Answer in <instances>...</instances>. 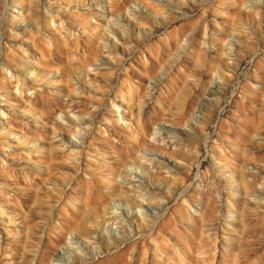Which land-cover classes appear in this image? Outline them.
<instances>
[{"label":"rangeland","instance_id":"obj_1","mask_svg":"<svg viewBox=\"0 0 264 264\" xmlns=\"http://www.w3.org/2000/svg\"><path fill=\"white\" fill-rule=\"evenodd\" d=\"M37 2L0 0V264H41L65 231L81 240L63 241L66 264H264V193L241 189L264 190V0H167L171 15L166 0ZM120 13L129 35L110 47L103 16ZM231 41L237 70L222 83ZM214 79L223 91L198 107ZM141 148L179 166L131 177L155 163ZM144 180L151 233L129 185Z\"/></svg>","mask_w":264,"mask_h":264},{"label":"bare ground","instance_id":"obj_2","mask_svg":"<svg viewBox=\"0 0 264 264\" xmlns=\"http://www.w3.org/2000/svg\"><path fill=\"white\" fill-rule=\"evenodd\" d=\"M160 1H162V0H158V2H160ZM165 1V0H164ZM39 2H40V0H39ZM39 2H37L35 5H36V8H37V10H41L42 12H44V13H48L49 12V10L47 9V7H45L43 4H42V2H41V5H39ZM253 3H251V2H248L247 1V3H246V5H252ZM254 4H255V2H254ZM135 5H138L137 3H135ZM167 6H171V2H168L167 3V0H166V3L165 2H163V4H162V7L163 8H160V6H155V8L156 7H158V8H160L159 10L160 11H163V12H165L167 15H171V14H169V13H173V12H171L169 9H165V7H167ZM40 7V8H39ZM171 8H172V6H171ZM20 12H23V10L21 9L20 10ZM104 18H103V21H104V27H107L108 28V31H109V34L107 35V34H104V36H103V39L105 40V41H107L109 44H110V47H112V45L115 43V42H117L116 40H119V41H123V39L122 38H125V37H128V27H129V25H131V20L129 19V17L125 14V13H120L119 15H110V14H106V15H104L103 16ZM165 15L162 17V19H164L165 20ZM52 21H53V23L55 22V20H54V18L52 19ZM112 24H115V25H118L120 28H118L119 30H117V28H114L113 27V25ZM123 27H125V29L123 28ZM139 27V29H140V31H141V27L140 26H138ZM61 28H63V27H61ZM143 28V27H142ZM145 28V27H144ZM144 30H142V32H143ZM149 32V31H148ZM146 33V32H145ZM70 34V33H69ZM235 36V35H234ZM234 36H232L231 38H230V40H232L233 38H234ZM231 44H234V48H229L228 49V51H229V54H227V55H229V56H232L231 57V59H233L232 61L233 62H228V60H227V62H225V66H224V69H225V71H227L228 72V77H226V76H224V75H220V76H218L217 78H215V79H217V80H219V79H221L222 80V83H224V82H226L229 78H231L232 77V75H233V73L237 70V64L235 63V61L236 60H238V56H239V54L237 55V52L239 51L238 49H239V47H238V45L235 43V42H233V41H231L230 42ZM24 51V50H23ZM109 52V51H108ZM99 61L101 62V64H107V63H113L114 61L112 60V58H108V59H105V58H101V59H99ZM217 65V67H218V64H216ZM219 67H222L223 68V66H220V64H219ZM215 68H216V66H215ZM220 69V68H219ZM214 71V70H213ZM212 71V72H213ZM214 74V73H213ZM219 75V74H218ZM214 79V80H215ZM18 80V79H17ZM221 80H219V81H221ZM212 81V80H211ZM212 83H213V88H210L211 90H210V92L208 93V96L207 97H205V98H203L202 100H200L199 101V105H198V107H202V105H203V103L204 102H208V101H210V96L212 95V94H221V92L223 91V88H221L219 85L220 84H218V82L215 80V81H212ZM211 83V84H212ZM73 85H74V87H73V89H76V91H78L79 93H81L82 92V90H81V86L78 84V82L76 81V82H74L73 83ZM152 85V84H151ZM150 85V87H152ZM206 85V84H205ZM221 85H223V84H221ZM17 90L21 93V86H18V88H17ZM209 91V90H208ZM22 94V93H21ZM153 93H151L150 95H152ZM206 104V103H205ZM204 104V105H205ZM115 105L116 106H118L119 104H116L115 103ZM208 105V104H207ZM120 107V106H119ZM202 110V109H201ZM138 111L140 112L141 111V106H139V108H138ZM120 111H117V113H119ZM198 112H200L199 110H198ZM196 117V116H195ZM201 117V116H200ZM203 117V116H202ZM205 118V117H204ZM120 120H123V121H125L124 120V117H123V114L122 115H120V118H119ZM201 119V118H200ZM199 119V117H196L195 118V123H199V124H202L203 125V123L207 120L206 118V120H200ZM81 123H83V118L82 117H80L79 119H78V121H73V122H71V123H69V124H72V125H76V126H78V125H80ZM207 123V122H206ZM125 124H127V121H125ZM201 125V126H202ZM162 127V126H161ZM160 127V128H161ZM189 128H190V131L193 133V131H196V127L193 125V123H189ZM201 129V128H200ZM189 131V133H191ZM186 132V131H185ZM188 133V132H187ZM188 133V134H189ZM191 133V134H192ZM196 134V133H195ZM165 139V138H164ZM163 139V140H164ZM196 139V138H195ZM171 141H173V143H176L175 145H178V144H180V142H182L181 141V138H179V137H177V135H174L173 137H172V140ZM70 146L71 145H75V146H77L78 147V145H79V142L78 141H76V140H70ZM183 143V142H182ZM179 146V145H178ZM137 153H139V155H140V158H142V159H145V161H148V162H150V164H152L153 162H155L154 164H152V166H145V164H141L139 161H136L135 163H134V166H131L130 168H129V171H130V175H131V177H137L138 179H142L143 178V176L144 175H148V176H150V174H151V167H153V168H155V167H159V168H164L165 170H167V171H169L168 170V168L169 167H175L176 165H178V163H175L174 161H169V160H167V157H165L164 155H161L160 153H157L156 151H154V150H147V149H143V148H141V149H137ZM146 155H150L149 156V158H147L146 157ZM171 162H172V164H171ZM166 165H170L169 167H165ZM179 166V165H178ZM171 172V171H170ZM143 180V179H142ZM123 181H126V179L124 178V180ZM201 181V180H200ZM134 182H129V185H135L136 187H137V189L139 190V192H141L140 193V196H141V199L137 202V204L141 207V211H146V213H142V215H140V217H141V219H142V221H144L145 222V224H146V226H144L143 227V229L142 230H144V231H147V232H150L151 233V231H152V225H151V219L148 217V214H147V211H148V209L149 208H151V215L153 214V210L154 209H156V207L158 206V204H151L149 201L151 200V199H153V197H155V193L153 192V190L151 189V188H149V186H148V183H147V181H143V182H137V184H133ZM147 183V184H146ZM250 184V185H249ZM249 184H246V183H243V185L241 186V189H242V191H243V193L245 194V195H252V196H257L258 194H260V193H264V190L261 188V187H251V183L249 182ZM199 185H201V183L199 182ZM145 194H148V196H147V198L146 197H144V195ZM132 195V194H131ZM131 197V196H130ZM132 197H134L133 195H132ZM158 197L159 196H157V199H158ZM152 201V200H151ZM112 204V213H113V215H117V216H120V217H125V215H127L128 214V208L127 207H125V206H121L120 204H117L116 202H114V203H111ZM250 205H252V204H250ZM161 206V205H160ZM255 207H260V205H255ZM160 208V207H159ZM104 210V209H103ZM157 210H159V209H157ZM160 210H161V208H160ZM196 210V209H195ZM154 215V214H153ZM152 217V216H151ZM149 218V219H148ZM50 218H45V222L46 223H44V225L43 226H41L40 227V233H43V232H45V230L47 229V222H51V220H49ZM51 219H52V217H51ZM113 221H115V220H113ZM116 221H120V219L118 218V220L116 219ZM91 222V221H90ZM92 223V222H91ZM52 224V223H51ZM51 224H49V225H51ZM77 224V223H76ZM55 226V225H54ZM81 226V225H80ZM83 226H84V224H83ZM148 226H150L149 228H148ZM49 227V226H48ZM119 227H121V229H123V227H125V226H119ZM87 228V227H86ZM115 228H117V226H115ZM74 229H76V228H74L73 227V230ZM141 230V231H142ZM141 231L139 230V231H136L135 232V234H138V233H141ZM71 232H72V230H71ZM74 232H76L77 233V231L75 230ZM86 233L84 234L85 235V238L86 239H88L87 240V242H86V244H85V242H84V247H80V251H81V253L83 254V255H86V254H89L92 250H93V247H91V246H89L88 245V243L89 242H96V241H93L92 239L93 238H97L96 237V235H97V233L96 232H94L92 229H87L86 231H85ZM116 233H120L118 230H116ZM129 234H132V229L130 230V232H128ZM59 234V233H58ZM78 234V233H77ZM95 240V239H94ZM55 246L54 247H52L51 249H49L48 251H47V254H46V256H45V258L43 259V261H42V263L41 264H52V263H49L48 261H47V258H53L55 261H63L65 264L67 263V261H69L71 258H70V254H72L73 255V252H71V248H69V247H65V246H63V241H71L72 242V244H77V245H75L76 247H79V241H81V240H79L75 235H73V234H71V233H68V232H64L60 237H58V238H56L55 240ZM85 241V240H84ZM83 243V242H82ZM52 244V243H51ZM60 244V245H59ZM54 245V244H53ZM57 245H59V246H57ZM74 250H76V249H74ZM74 256V255H73ZM72 257V256H71ZM73 259V258H72Z\"/></svg>","mask_w":264,"mask_h":264}]
</instances>
